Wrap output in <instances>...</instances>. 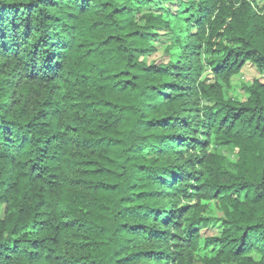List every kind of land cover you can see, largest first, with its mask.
Wrapping results in <instances>:
<instances>
[{"label":"trees","instance_id":"1","mask_svg":"<svg viewBox=\"0 0 264 264\" xmlns=\"http://www.w3.org/2000/svg\"><path fill=\"white\" fill-rule=\"evenodd\" d=\"M246 64L264 0H0V264H264Z\"/></svg>","mask_w":264,"mask_h":264},{"label":"rangeland","instance_id":"2","mask_svg":"<svg viewBox=\"0 0 264 264\" xmlns=\"http://www.w3.org/2000/svg\"><path fill=\"white\" fill-rule=\"evenodd\" d=\"M179 1H186V0H179ZM176 4H178V1H174L172 4H166L161 5L157 3L156 5H152L150 7V12H162V10H175L177 9ZM161 8V10H160ZM140 14L136 13V16L138 17ZM178 27H180V24H177ZM153 46L156 48L155 52L153 54L147 56L144 58L145 63L151 64V63H165L167 61V58L164 56V47L161 44V39L155 41L152 43ZM212 76L209 73H205L202 76V79H210ZM258 80L261 83H264V74H259L255 68L250 65L246 64L244 65L240 72L235 75L232 78V84H231V90L230 95L233 98H244L246 96V88L252 85L253 81ZM230 160H234L233 157H228ZM205 232V231H204ZM210 235H218L220 230L217 227V224L214 223L209 227V230L207 231ZM255 259H257V255L255 253L251 254Z\"/></svg>","mask_w":264,"mask_h":264}]
</instances>
